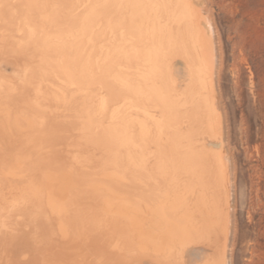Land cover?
<instances>
[{"label":"bare ground","instance_id":"1","mask_svg":"<svg viewBox=\"0 0 264 264\" xmlns=\"http://www.w3.org/2000/svg\"><path fill=\"white\" fill-rule=\"evenodd\" d=\"M3 1L7 4L10 0L8 2L7 0ZM18 1L20 9L29 11L27 14L35 12L40 15V18L37 19V24L40 25L39 31H41V34L31 33L34 36L35 34L38 35V38L35 36L36 41L33 43L30 41L32 43L30 47L24 45L28 38L24 34L27 37L25 41H20V37L14 42L7 39L6 45L4 44L3 49H0V60L3 57L5 59V55L8 54L12 55V60L10 58L6 60L15 62V57L17 56H13L17 54L19 63L16 64L20 66L17 74L14 75V80H12L13 77L12 81L7 80L10 75H7L9 76L7 79L1 75V78L8 82L0 79V99L1 96L7 97L10 105L14 104L13 109L8 105V102H6V105H0V149L4 147L9 149L12 144L16 146L15 149L17 151L22 152L24 149L21 155L22 157L24 156V159L8 157L5 167H3L4 170L0 172L1 178L3 179L9 172L11 175L20 173L21 176L19 175V178L24 181L23 187H27L31 193L41 192L42 196L45 197V201L52 205L53 209L60 208L59 210H63L66 201H68L67 199L71 198L68 202L72 201L73 207L71 211L69 210V213L73 214V216L69 217L72 222L75 221V225H79L78 221L84 219L85 221L82 222L84 224L80 225L88 226L89 229L91 227L94 229L107 226L106 235L111 247L105 249V245L104 247L102 246L104 243L100 242V244L92 245L90 252H95L97 256L100 254L113 258V264H128L131 262L124 250L136 249L142 253L155 251L156 253L159 252V255L162 254L164 256V251L169 244L171 245V251L168 254L171 256V261L173 264H178L179 259L181 261L184 257L186 261L187 256L191 253L205 250L202 246L206 245L208 247L210 245L213 231H215H212V229H215L217 225L223 228L222 243L217 248L215 247L217 249L215 257H206L203 263L227 264L230 202L231 198H233L231 197L233 193L232 181L223 141L221 140V126L217 125L216 127L214 124L211 125L206 122L210 111L207 110V112L204 106L205 98L209 97L213 101L215 97V83H213L214 54L212 52V59L209 62L205 52V45L199 47L203 48L200 53L198 47L192 43L193 41L189 38L187 27L181 22L183 20L181 15L173 6L176 0L173 4L172 0H125V13L128 16L123 18L124 21L122 23L111 24L113 28H120L121 44L118 46L116 45L118 41L113 28L108 27L115 34L113 39H107L111 41L110 45H99L98 38L97 36L95 37L96 33L93 35L91 33V29L95 27L93 28H97L95 32L98 31V34H103L101 31L105 29V24L110 20L107 10L105 12L103 11L104 9L100 8L103 6L104 1L101 2L99 0L97 8L100 11L97 10V12H92L91 10L94 9L93 5L98 0ZM38 2L43 6V10L40 7L38 9L43 12L46 10V13L35 10L39 6ZM159 4H162L165 10L160 8L150 12L154 5L158 6ZM178 5L176 8H178ZM6 9L9 10L8 7ZM22 10L20 11L22 12ZM36 11L41 13L39 14ZM84 11L87 14L89 12L93 14L90 13L91 15L83 20ZM6 12L8 13L9 11ZM12 12L14 11L12 10ZM30 14H28V17H31V20L27 16L26 19L32 21L33 14ZM23 15L26 14L23 13ZM165 15L169 17L165 18ZM3 18L1 19L3 20ZM11 18L13 20L14 15ZM26 19L24 18L25 21ZM8 20L3 21L9 22ZM12 20L6 24L9 28L16 26V22ZM19 20L18 25L20 24ZM82 20L83 24L79 27L78 23ZM25 21L24 25L26 26L27 23ZM32 23L34 25V22ZM197 24L194 25V32L200 29L196 27ZM28 27H30L29 23ZM9 28L7 27V35H4V38L11 36L9 35L11 33ZM17 28L16 30H18ZM2 29L0 28V30ZM20 29L19 26V31L21 32L22 30L23 32V29ZM200 31L197 34L200 35ZM3 33L1 34L3 35ZM32 35L31 37L33 38L34 36ZM17 40L23 44L19 45L20 42ZM16 41L20 49H15ZM0 43H2V40ZM27 43L29 44V41ZM96 53L99 54L96 56ZM8 55L6 58L10 57ZM175 55H180L185 60V66L189 69L188 73H196L194 77H198L202 85L208 89L206 97L198 94L197 90H191L192 92L185 90L180 93V86L178 87L175 84L171 64V60L175 58ZM0 65L3 66V62ZM180 73H183V71ZM186 74L187 72L185 71L184 76ZM187 79H184V81ZM182 80L180 84L184 83ZM42 81H45L46 89L41 84ZM198 85L196 84V86ZM123 100H125L123 102L124 106H121L119 101ZM195 100L196 104L194 103ZM51 102L58 107V114L55 113L54 116L50 113L52 117L54 116L52 122H50V139L55 144H58L57 140L60 139L62 145V141L65 142V138H67L66 134L69 132L74 134L73 132L78 130L76 131L77 141H80L78 145L83 148H87L86 144L99 145L106 151L107 157L105 158L107 159H105L103 164L101 162L98 167V174L95 172V168L94 171L92 168L89 167V169L87 167L90 162H88V158H83V155L79 154V159L77 158V161L75 160L76 162L72 164L71 162L74 158L70 160L68 159L69 157L62 156V153H59L58 159L54 160L57 164V170L53 174L45 173L46 169L44 168L47 165L39 163L34 155V149L28 151L30 146L33 147L31 139L29 141L27 139L26 143V139L16 138V134L22 129L27 128L31 132L32 127L38 123H43V126L46 125L44 121L42 122V114L48 111L51 112ZM129 107H132L133 110L136 109L137 114L140 115L137 118V122L133 118L135 120L133 124L136 122L137 126L135 127H138V133L134 132L135 135L137 137L139 135L142 138L141 140L135 137L136 142L137 139L142 141L141 143L137 142L141 144V148L143 146L142 143L151 141L153 130L158 132V139H165L163 142L161 140L158 141L155 145L156 172L151 171L143 174L141 179L145 177L142 180L145 184L144 189H141V191L135 187L139 191V198L138 195L129 197L127 195L129 191H125V195L128 197L123 200L124 203L122 204L125 207H122V205L118 204L119 197L116 198V194H113V191L111 192L110 183L116 184L119 180L118 178L123 175L128 179L126 180L128 183L130 179H134L131 174L132 176L134 173L140 174L139 171H144L143 168L146 166V161H144L145 163L141 162L142 159L145 160L143 152L135 153L141 148L136 145L137 143H134L132 139L134 136L131 137L128 130L126 117L129 116L127 110ZM211 109L213 108L209 110ZM95 113L98 115L93 117ZM110 118L113 119V123L106 124L105 121L107 122V119ZM150 124L154 128L153 130ZM170 126L173 132L165 131ZM202 127L206 130L209 129V134L214 135L219 140V152L214 153L215 151L212 152L203 148L204 145L197 144V137L195 136L199 134V130H202ZM184 129H188V132H185L187 130L183 131ZM132 130L136 131V128ZM132 130L130 129V132ZM62 131L63 133H61ZM22 134H19V136ZM79 136L81 137L80 139ZM198 145L199 148L197 147ZM57 147L51 148L56 149ZM182 147L183 149L184 147H189L190 149V151H187L190 155H187L191 159L187 163L177 158L181 157L178 156V152H181ZM26 149L27 151H25ZM175 150H177L176 153L174 152ZM204 150L207 153L204 154ZM130 155L136 156L135 158L140 162L136 163L134 160L135 165H130V162H132L129 159ZM185 155H182V157ZM34 158L38 164L34 162ZM13 159H15L14 164L9 163ZM164 162L167 167L164 164L166 169L162 173L159 170L161 168L160 171H162ZM69 163H71L70 169L68 168ZM8 165L9 167H7ZM58 166L68 172L62 173L61 168ZM181 173H189L191 176L189 174L188 176L196 177V180H186L185 182L181 177ZM16 175L15 177H17ZM97 175L100 178L96 177ZM141 176L138 175V179ZM102 177L108 180H103ZM190 177L188 180H190ZM76 181L78 182V189L73 188ZM121 181L122 179L119 183L124 182ZM86 186H90V189H86ZM113 187L111 186L112 190H118V186L117 188ZM121 187L123 188L122 185ZM121 187H119L120 190H122ZM130 188L128 187V189ZM33 197L34 195L31 196V198ZM26 200H29L28 196ZM121 213H126L128 217L126 216L123 219ZM35 220L38 231L47 224V221L42 218L36 217ZM78 225L75 226V236L81 233ZM13 226L14 219L11 213L7 214V216L0 214V240L2 242L9 237H13L12 233L11 235L9 234ZM70 230L65 231L64 238L67 237L71 242L72 236L69 235L68 237ZM213 239L215 240L214 237ZM192 241L202 244V248L186 254V245ZM0 246H2L0 247L1 253L3 246H6V244ZM98 247H102L105 250L103 251L102 248ZM113 248L116 249L115 252L111 251ZM78 249L79 247H75L70 252H64L63 255H59L54 264H97L89 260L88 262L86 261L88 253L84 249H79L82 254L79 258L76 252ZM3 250H9V248L6 247ZM9 255L10 252L5 251V256L8 257ZM202 255L206 254L203 253ZM150 256H148V261ZM196 256L198 257V255ZM157 257L161 258L158 255ZM143 258H146V256ZM8 262L10 264V261ZM32 264L44 263L40 262V260H35Z\"/></svg>","mask_w":264,"mask_h":264},{"label":"rangeland","instance_id":"2","mask_svg":"<svg viewBox=\"0 0 264 264\" xmlns=\"http://www.w3.org/2000/svg\"><path fill=\"white\" fill-rule=\"evenodd\" d=\"M8 1L9 0H7V2ZM17 1L18 0H15L14 2V0H12L10 3L8 2L9 3L8 5V3L6 4V2L4 3L3 0H0V19L4 17L3 18L4 21L8 19L12 20L11 17L13 15L14 18L16 19V21L14 18L12 20L13 22H16V26L10 28L9 26L6 25L7 23L10 22V20H8L9 22H4L2 19L0 20V28L1 29L3 28L2 30H0V42L2 40L3 43V44L0 43L2 45V46L0 45V47H2L0 49H3L4 44L6 45L7 39L8 41L13 40L14 42V40H16L17 38L18 39L21 38L20 41L21 40L25 41L26 40L25 38L27 37L28 38L26 41L27 42L29 41V44L25 42L24 45H26V47H30L32 46V43L36 41L38 35L41 34V31H39L40 25L37 24L38 23L37 19L40 18V15L36 14L35 12L34 13L32 12L31 14H33V17H32V21H30L31 17H28V14L30 13L27 14V12L29 11L20 9V7L18 6L19 1L18 4ZM100 1L101 2L104 1V4L103 6L101 7L99 6V7L104 9L103 11L105 12L107 10L108 14L110 15V20L105 24V26L103 25L105 27V29L101 31L103 32V34L102 33L98 34V31L95 32L97 29V28L93 29L95 27L91 29L92 31L91 33L92 35L96 33L95 37L97 36L99 45L100 44L110 45L111 41L108 40L113 39L116 34L117 37L116 40L118 41V43L115 44L118 46L121 44L120 28L118 29L117 27L113 28L111 27L112 26L111 24L122 23V21H124L123 18H126L128 16V14L125 13L126 1L125 0H100ZM174 1L175 0H172V4L174 3ZM98 3L99 0L98 2H96V4L93 5L94 9L91 10L92 12H97V10L100 11L99 8H97ZM37 4L39 6L36 5L37 7L35 8V10H40V9L43 10L42 8L43 6L41 5V3L38 2ZM177 5L178 8H176ZM2 6L4 7L1 8ZM173 6H175V9L178 10V13L181 15L183 19L181 20V22H183V24L187 27L189 38L191 41H193L192 43H194L196 47H198L199 52L200 50L201 52L203 51V48H199V47L205 45V52L209 62L212 59V52L214 54L213 83H215L214 85L215 97L214 100L211 101L212 99L211 98L209 99V97L207 96L208 98L207 99L205 98L204 100L205 102L204 106L206 107V111L207 110L210 111L208 113L209 120L206 119L207 120L206 122H209V124L211 125L214 124L216 127L217 125L219 127L221 126L220 127V130L222 132L221 140L223 141L224 151L227 156V160L229 164V170L231 176L230 179L232 181L231 182L232 192L234 193V194L232 193L231 196L234 199L231 198V202H230V215H229L230 234H228L229 238L227 239V249H228L227 251L228 254L226 253L228 255L227 264L230 263L231 264H264V0H178V1L176 0ZM6 7H8L9 10L6 9ZM39 7L40 9H38ZM4 8L5 11L3 12ZM48 8L50 9V7ZM160 8L165 10L164 9L165 7H163L162 4L161 5L159 4L158 6L154 5L151 8L150 12ZM1 10H2V14H1ZM12 10L14 12H12ZM20 10H22V12ZM42 10H40L42 13L47 12L46 10H44L43 12ZM6 11H9L10 13L9 12L7 13ZM36 12H38L39 14L41 13L39 11ZM92 12H89V14H87V12L84 11L83 20H85L88 16L93 14ZM23 13H25L26 15H23ZM26 16L30 20L26 19L27 18ZM23 17L26 19V21L24 20ZM164 17L168 18L169 16L165 15ZM18 19H20L19 25H18ZM83 20L79 21L78 23L79 27L82 26ZM24 21L25 23H27L26 26L24 25ZM32 22H34V25ZM28 23L31 28L28 27ZM196 24H197L196 27H199L200 28L199 30H201L200 35L197 34L199 30H197V32H194L195 30L194 25ZM19 26L21 29H23V32L21 29H20L21 32L19 31ZM7 27L10 29V32L12 34L10 33L9 34L11 35L10 37L6 36L4 38V35H7V31H8ZM108 27L113 28L115 34L112 33L110 31L111 29H109ZM16 28L18 30H16ZM1 33H3V35ZM31 33L33 34L39 33V34L38 35L35 34L36 36L35 38V36L32 35ZM24 34H26L27 37ZM31 35L34 37L32 38ZM110 36L112 37L110 38ZM30 41H32V43ZM18 42L15 44L16 46H14L15 49L18 48L20 49L19 45L23 44L20 42V44L18 45ZM98 54L99 53H96V56ZM7 55H5V59L3 57L0 60L1 64L3 62V66L0 65V69H1L0 79H3L1 78L2 76L5 79H7V77H9L7 75H10V77L7 80L12 81L14 80V75L17 74L18 68L20 67L19 64H16L19 63L17 59L18 55L14 54L13 56V57L17 56L15 57L16 58L15 62L11 61L12 55H8L10 57L6 58ZM174 57L175 58L171 60L172 71L174 73L173 75L175 77L176 86L178 87L180 86L179 87V91L181 90L180 93L185 90L187 92L188 91L192 92L191 90L193 91L197 90L198 94H201L203 97L204 96L206 97V95H208L206 94L208 92V89L202 85V82L201 80L198 79V77L197 78L194 77L196 73L193 74L188 73L189 69H187V67L185 66L184 63L185 60L180 55H175ZM9 58L11 60H6ZM9 61H11V63H9ZM183 69L187 72L185 76H184L185 71ZM181 71H183L184 74L180 73ZM5 79L3 80L7 81ZM184 79L187 80L184 81ZM181 80L184 83L180 84ZM41 84L44 86L45 89L47 88L45 81H42ZM196 84L197 85L199 84L198 85L199 87L196 86ZM2 97L3 96H1L0 99V105L1 106H3L4 104L6 105V102H8V105L12 108L14 104L10 105V102L8 101L9 99H7V97H3V98ZM124 101L125 100L119 101L121 106H124L123 103ZM194 103L196 104V100ZM210 108H213L214 110L213 109L209 110ZM57 110L58 107H56V105L51 102V112L48 111L42 114V122L44 121V124L46 125L43 126L42 125L43 123H38L36 126L32 127L31 132L30 129H27L25 127H24L25 129H22L21 127L22 130L20 129L21 131H19L18 133L22 134V131L24 133L20 136L17 133L18 135L16 134V138L20 137V139L22 138L24 140L26 139L25 140L26 143H27V139L28 141L31 139L30 141L32 142L31 144L33 147L30 146L28 151L34 149V155L36 159L39 161V163L47 165L44 168L46 169L45 173L53 174L57 170L56 168L57 164L54 162V160L58 159V155L60 156V154L62 153L61 154L62 156H66V158L69 157L68 159L70 160L71 158H74V160L72 159L73 160L71 162L72 164L77 161V158L79 159V154L83 155V158H88V162H90L87 165V167L88 168L90 167L93 170L95 168L96 171L95 170L94 171L97 172L98 174L99 172L98 167L101 165V162L103 164L105 159H107L105 158L107 157L106 151H104L99 145L86 144L87 148H83L81 145H78L80 143V141L79 142L77 141V135H76L77 134L76 131L78 130L73 132L74 134H70V132L66 134L67 138H65V142L62 141L63 143L62 145L60 143V139L57 140L58 144H55L53 140L50 139L49 136L51 132L50 122H52V119L55 116L54 114L55 113L58 114ZM127 110H128L129 119L128 117L126 118L128 122L127 124H128L129 133L131 134V137L134 136L132 137V139L135 144L137 142L141 143L142 138L139 137V135L137 137L134 133V132H136V134L138 133L137 131L138 127L135 126H137L136 124L137 118L140 115H138L137 110L136 109L133 110L132 107H129V109ZM135 111L138 116L135 114ZM50 113H52V115L54 116L52 117ZM96 115L98 114L95 113L93 117H95ZM133 118L136 120L135 124H133V122L135 121ZM114 121H116V119H114ZM105 123L111 124L113 123V119L112 118L107 119V122L105 121ZM132 125L134 128L132 127ZM150 126L152 127L151 124ZM135 128L136 131H133L132 129ZM130 129L132 130L131 132ZM153 129L154 128L152 127V130ZM171 129L172 127L170 126L169 129L165 131L173 132ZM202 130H199V134H196L195 136L197 137L196 138L197 144L204 145L205 147L203 146V148H206L209 151L211 150L212 152L215 151L214 153H217V151L219 152L220 151V145H218L219 140L216 139L214 135L212 136V134H209V129L206 130L205 128L202 127ZM183 131L188 132V129H184ZM61 133H63V131ZM152 135L153 138L151 139V141L149 142L147 141L144 144L142 143L143 145L142 148L140 147L141 144L138 143L136 144L139 145L141 150L139 149L135 151V153L138 154L143 152L142 154L144 156L143 155L142 156L145 160L142 159L143 161L141 160V162L145 163L144 161H146L145 163L146 166H144L143 168L144 171H139L140 174L134 173L133 175L134 177L131 174V177L134 179L133 180L130 179L129 180L130 183L129 181L128 183L126 182V180L128 179L125 177V175H123L125 178L123 176L119 177L118 178L119 180L116 184L110 183L112 187L115 186L117 188L118 186V190L117 189H115V191L112 190L114 187L111 188V186H110V190L111 192L113 191V194H116V198L119 197L118 204L122 205V207L124 206L122 204L124 203L123 200L126 197L128 196L130 197L131 195H138V198L140 197V195L138 194L139 191L135 187L139 188V190L144 189L145 184L144 181L142 180L145 177L141 179L143 177V174L145 172L148 173L151 171H155L157 169L156 167L157 164L155 160L156 153L154 152V150L156 148L155 146L156 143L160 141L161 138L158 139L159 135L157 131L153 130ZM23 136H25L26 138ZM135 137L140 138L141 140L139 141L137 139L136 142ZM80 138L81 137L79 136V139ZM164 139H162L161 142H163ZM56 146H58L56 149L51 148ZM197 147L199 148V145ZM15 148L16 146L12 144L9 146V149H5V147L0 149V172L4 170L3 167H5L6 165L5 163L8 157H13L15 159L17 158L24 159V156L23 157L21 156L24 152V149L21 152V151H17ZM181 149H182L181 152H178L179 155L177 154L178 156L181 157L175 156L176 154H174V156L179 158L180 160H183L186 163L189 162L190 161L189 159H191L190 157L188 158V155H190V153L189 152L187 153V151H190L189 147H184V149L182 147ZM25 151H27V149ZM174 152L176 153L177 150H175ZM8 153H13V154L9 155ZM205 153H207L206 150H204V154ZM88 154L90 155L88 156ZM134 155H130L131 157L129 156V159H131L130 161H132L130 162V165L133 164L135 165V162L138 163L139 161L138 159L135 158L136 156ZM182 155L185 156L182 157ZM147 157H149L150 159ZM15 159L10 160L9 163L14 164ZM36 159L34 158L35 163H37ZM125 159L127 158L125 157ZM71 163H69V167H68L69 169L71 168L70 167ZM164 164L165 167H167L166 163L164 162L162 165V171H160L161 170L160 168L159 172L164 173V170L166 169L164 167ZM7 167H9V165ZM58 167L61 168L62 173L68 172L67 170L65 171L64 168L62 169L61 166ZM181 174H182L181 177L185 182L186 180L187 181H192L194 179L196 180V177L194 176H193L194 178L190 177L191 174L189 173H181ZM188 174L190 176H188ZM15 175L16 173L11 175V173L9 172L5 177H3V179L0 176V214H3V216H7V214L11 213L14 219V226L12 228L13 231L11 229V231L9 232L10 235L11 233L13 234L12 235L13 237L7 238L6 241L4 242L0 240V243L2 242L0 245L6 244V246H3V249H5L6 247L9 248V250H3V249H2L3 251L1 250L0 264H9L8 261H10V264H32L33 261L35 260L36 261L40 260V262H43L44 264H48V263L54 264L56 263L55 260L59 255L60 256L63 255L64 252L65 253L70 252V250L72 248L75 249V247H79V249H84L87 251L86 252L88 253L87 256L88 259H86L87 262L89 260L90 262H96L97 264H113L114 262L113 258H108L106 257V255H100V254L97 256L95 252H90L92 250V245L100 244V242L104 243L102 246L104 247L105 245V249L111 247L110 242L108 241V236L106 235L107 226L101 228L96 227L94 229H92L91 227L89 229L88 226L84 227L83 225H80V224H84L82 223L85 221L84 219L78 221L80 223L79 225L78 224L75 225V221L72 222V220L69 217V216H73V214L69 213V210L71 211L73 207L72 201L68 202L69 200H71V198L67 199L68 201H66L63 210H59L60 208L53 209L52 205H50L47 201H45V197L42 196L41 192L31 193L29 192L27 187L25 186L23 187L24 181L23 179L19 178V175L21 176L20 173L19 174L17 173L16 175L17 177H15ZM138 175L139 176L142 175V176L138 179ZM96 177L100 178L99 175H97ZM189 177L190 180H188ZM102 179L108 180L103 177ZM121 179L122 181L126 182L128 186H126L127 184L126 183L124 184V182L119 183ZM75 183L73 185V188L78 189L79 188L78 182L76 181ZM121 185L123 186V188L121 187ZM89 187L90 186H86V189H90ZM119 187H121V189L124 191L120 190ZM128 187L131 188L128 189ZM125 191L126 192L129 191L128 192L129 194H127L128 196L125 195L126 193ZM30 195L31 196L34 195V197L31 198ZM27 196L29 197V200H26ZM135 199L138 200L136 197ZM125 214L126 213L123 214L121 213L123 219L126 216L128 217V215ZM36 217L42 218L47 221L46 222L47 224L43 226L42 229H39V231L35 220ZM77 225L79 226L81 233L78 232L80 235L75 236L74 230H75V226ZM221 227L222 226L217 225L215 229H212V231L213 230L215 231H213L212 234L213 236L211 235L212 237H211L210 245H208V247L206 245L202 246V244H197L194 241L190 243L188 242V244L186 245V254H190L192 251L195 252L196 250L202 247H204L205 250H200L199 252L191 253L190 255L187 256L186 261L184 257L181 259V261L179 259L178 264H205L203 263V261L205 260L206 257L212 256L214 258L216 254L215 252H217L216 248L220 246V244L222 243L221 240H222L223 228ZM68 229H71L68 232V237L69 235L72 236L71 242L67 239V237L64 238V234H66L65 231ZM216 232L218 233L216 234ZM213 237L215 238V240L213 239ZM213 240L216 242H214ZM98 248H102V247H98ZM79 249L76 250V252L80 258L82 254L80 253ZM115 250L116 249L113 248L111 251L115 252ZM5 251L10 252V255L8 257L5 256ZM170 251H171V245L169 244L168 248L164 251L165 252L164 256L162 254L159 255V252L156 253L155 251H151V252L146 251L142 253L136 249L127 250V251L124 250V253L128 256V258L131 259V262H129L128 264H173V262L171 261V256L168 254V252ZM202 252L206 255H202L203 254ZM157 255L161 258H158ZM196 255H198V257ZM145 256L146 258H143ZM148 256H150L149 261H148ZM191 257L194 258L192 259ZM194 259L197 260L195 261ZM142 261H144V263H142Z\"/></svg>","mask_w":264,"mask_h":264}]
</instances>
